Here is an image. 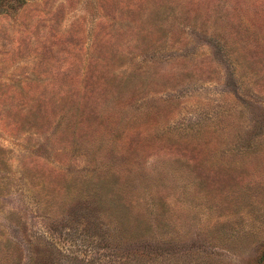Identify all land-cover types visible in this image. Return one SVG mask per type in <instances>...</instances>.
<instances>
[{
	"label": "rangeland",
	"instance_id": "rangeland-1",
	"mask_svg": "<svg viewBox=\"0 0 264 264\" xmlns=\"http://www.w3.org/2000/svg\"><path fill=\"white\" fill-rule=\"evenodd\" d=\"M263 244L264 0L0 5V264Z\"/></svg>",
	"mask_w": 264,
	"mask_h": 264
},
{
	"label": "trees",
	"instance_id": "trees-1",
	"mask_svg": "<svg viewBox=\"0 0 264 264\" xmlns=\"http://www.w3.org/2000/svg\"><path fill=\"white\" fill-rule=\"evenodd\" d=\"M9 1H14V2H18V3H20V2H22L23 0H0V5L2 4V3H7V2H9ZM136 233V232H135ZM126 237H128V236H126ZM261 254H260V256H259V258H258V261H257V263L258 264H264V244L262 245V247H261V252H260ZM137 262V264H140V262L137 260V259H135V258H133V257H126L124 260H123V262L121 263V264H136V262ZM150 261V262H149ZM149 261H147L148 263H146V264H157L156 262H154L153 260H149ZM45 264H50V262H44Z\"/></svg>",
	"mask_w": 264,
	"mask_h": 264
}]
</instances>
